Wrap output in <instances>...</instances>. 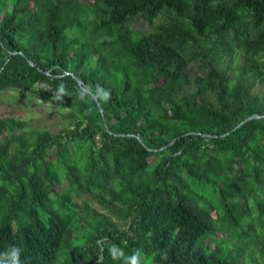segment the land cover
<instances>
[{"label":"trees","instance_id":"obj_1","mask_svg":"<svg viewBox=\"0 0 264 264\" xmlns=\"http://www.w3.org/2000/svg\"><path fill=\"white\" fill-rule=\"evenodd\" d=\"M9 89L67 124L0 118V264H263L264 0H0Z\"/></svg>","mask_w":264,"mask_h":264},{"label":"rangeland","instance_id":"obj_2","mask_svg":"<svg viewBox=\"0 0 264 264\" xmlns=\"http://www.w3.org/2000/svg\"><path fill=\"white\" fill-rule=\"evenodd\" d=\"M84 2H87V0H84ZM159 21L160 18H157L154 23H158ZM154 23L150 24L141 16H135L127 22V26L135 33L133 37L137 39L142 33L152 31ZM198 63L195 61L188 66L191 78H194L197 73L203 72ZM62 113L63 109L60 106L47 100L36 98L26 91L9 89L0 93V118L15 117L24 119L27 122L26 130L47 128L55 133L67 124V121L62 117ZM209 189L211 190V187ZM77 201L78 203L81 202L80 199H77ZM212 201H214L213 198ZM88 203L90 207L109 214L105 208L97 204L91 197L88 198ZM111 217L117 224H120L121 221L117 217L114 215ZM122 228H126V226L124 225Z\"/></svg>","mask_w":264,"mask_h":264},{"label":"clouds","instance_id":"obj_3","mask_svg":"<svg viewBox=\"0 0 264 264\" xmlns=\"http://www.w3.org/2000/svg\"><path fill=\"white\" fill-rule=\"evenodd\" d=\"M104 100H107L108 97V93L101 91L100 93H98ZM19 254H20V249L19 248H15L12 250V264H19Z\"/></svg>","mask_w":264,"mask_h":264},{"label":"water","instance_id":"obj_4","mask_svg":"<svg viewBox=\"0 0 264 264\" xmlns=\"http://www.w3.org/2000/svg\"><path fill=\"white\" fill-rule=\"evenodd\" d=\"M30 64L33 65V63L30 61ZM77 81L79 82V79H77ZM95 101H96V104L98 105V107L100 108V111L102 112V108L98 102V100L95 98ZM263 115H260V114H253V115H250L246 118H244L242 121H240L234 128L233 130L237 129L239 126H241L243 123L249 121V120H252V119H256V118H260L262 117ZM229 133V132H228Z\"/></svg>","mask_w":264,"mask_h":264}]
</instances>
